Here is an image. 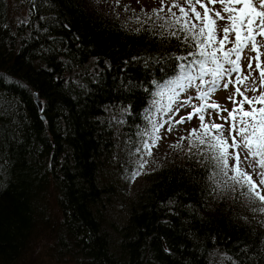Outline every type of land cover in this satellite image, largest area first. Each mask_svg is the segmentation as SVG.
<instances>
[{"label": "trees", "instance_id": "obj_1", "mask_svg": "<svg viewBox=\"0 0 264 264\" xmlns=\"http://www.w3.org/2000/svg\"><path fill=\"white\" fill-rule=\"evenodd\" d=\"M110 3L0 0V264H264L261 204L215 168L203 130L108 221L156 93L195 50L169 12Z\"/></svg>", "mask_w": 264, "mask_h": 264}, {"label": "snow or ice", "instance_id": "obj_2", "mask_svg": "<svg viewBox=\"0 0 264 264\" xmlns=\"http://www.w3.org/2000/svg\"><path fill=\"white\" fill-rule=\"evenodd\" d=\"M217 3L220 4V9L207 6H214ZM184 5H187V8ZM196 5L203 8V13L197 11ZM165 7L164 0H161V7L154 9L153 14L159 15L165 11ZM172 8H177L181 16H176ZM167 10L176 18V22L181 24L180 31L191 33L186 34L183 39L186 43L191 41L195 48L186 56L175 57L176 60L187 63L176 66L180 71L175 79L167 82L169 90L175 93L172 85L179 87L181 91L195 86L200 89L195 98L207 101L219 88L227 90L231 85L234 91L229 100L233 103V108L228 110L215 102L191 105V97L177 101L178 106L175 109L169 106L168 112L174 110L179 113L180 108L184 106H192L193 112L175 121L152 123L154 139L151 144L145 142L143 148L151 155L152 148L157 147L158 141L162 139L159 132L165 124L168 125L166 131L171 132L174 125L186 123L198 114L200 127L192 129L190 135L203 130L198 137L199 144H207L214 151L210 161L214 163L219 173L232 181L233 190L239 186L240 194L250 203L264 205V67H262L264 61L260 59L264 55L261 51L264 49V0H183V2L173 0L172 4L167 6ZM189 13L192 16H189ZM182 18L184 19L181 23ZM220 21L224 23L221 24ZM230 34L234 36L233 40L229 39ZM171 35L176 36V32H172ZM227 44H231L232 47H226ZM246 51L255 52L256 55L247 56ZM189 57L192 59L189 60ZM243 60H247V69L242 67ZM209 64L212 66L209 67ZM194 72L196 74H193ZM253 72H258L259 79L253 76ZM234 73L236 75H233ZM184 80H187V84L182 83ZM197 81L199 83H196ZM205 87L206 90H203ZM161 92L162 90L158 91L156 95H160ZM249 92L254 95H247ZM237 96L241 99L237 100ZM245 104L248 105L247 108L244 107ZM212 111H215L217 117L224 123L217 124L214 121L205 123V113L211 117ZM220 111H226L228 115L220 116ZM225 124L228 125L227 128ZM209 133L210 140H206L205 137H208ZM187 139L188 137H180L171 147L182 150L181 142ZM193 146L189 143V152ZM143 167L144 164L141 163L139 168ZM140 174L139 170L132 173V179ZM258 210L264 213V207Z\"/></svg>", "mask_w": 264, "mask_h": 264}, {"label": "rangeland", "instance_id": "obj_3", "mask_svg": "<svg viewBox=\"0 0 264 264\" xmlns=\"http://www.w3.org/2000/svg\"><path fill=\"white\" fill-rule=\"evenodd\" d=\"M107 2H111L110 4L113 5V8L122 11V12H130L133 9L137 10H144L152 11L154 9H159L161 7V0H103ZM165 2V11L168 12L167 6H170L173 2V0H164ZM183 2V0H181ZM24 6V3H22ZM187 8V5H184ZM208 7H215L216 9H220V4L216 5H207ZM197 11H200L203 13V8L200 7V5H196ZM25 11L24 8L22 9V12ZM172 12L176 13L177 15L180 14L177 8H172ZM190 16H192L191 13H189ZM211 15V14H210ZM223 15V13H222ZM195 23H199L198 21H194ZM219 23H224L223 21H220ZM222 35V34H221ZM230 40L234 39V36L230 34L229 36ZM259 39V37H257ZM226 47H232L231 44H227ZM262 52H264V49H261ZM245 55L247 56H255V52H249L246 51ZM262 61H264V55L260 57ZM212 65L209 64V67ZM242 67L244 69H247V60L242 61ZM253 67L255 68V61H253ZM264 67V65H262ZM193 74H196L195 72ZM233 75H236L235 73ZM253 76L259 79L258 72H253ZM205 79H210V77H205ZM182 83L187 84V80L182 81ZM196 83H199L197 81ZM223 81H221V84ZM171 87L175 88V93L169 90V86H162L159 91L162 90L161 94L159 95V103L158 108L156 111V114L154 115L156 119V124L164 123L165 121H175L178 120L181 116L186 117L190 112H193L192 106H184L180 108L179 113H176L174 110L172 112H168L169 106H172L173 109H175L177 105V101H184L188 98H192L190 104L191 105H202L204 103H212L215 102L219 105H222L224 108L231 110L233 108V103L229 100V97L233 94V87L230 85L227 90L223 89L222 87L219 88L216 92L212 93L210 95V98L207 101L204 100H198L195 97L198 95V92L200 89H197L195 86L187 88L185 91H181L179 87L172 85ZM206 90V87L205 89ZM258 95L259 93H255ZM247 95L251 96L254 95V93L249 92ZM171 98V99H170ZM237 100H240L241 97L237 96ZM245 108L248 107L247 104L244 105ZM211 111V110H209ZM228 113L226 111H220V116H227ZM211 121H214L217 124L224 123L219 117H217L216 112L212 111L211 117H209L205 113V123H210ZM200 120L198 119V114L194 115L193 119L190 121H187L183 124H176L174 125V128L171 132L166 131L168 125L165 124L163 128L160 129L159 135L162 137L158 141V146L152 148V154L148 155L147 150L143 148V144L145 142L151 144L152 140L154 139V134L152 133L149 138L143 142L137 144V148L134 149L133 154L134 157H131L134 159V162L132 163L134 166L133 169H129V167L132 165L130 161V155L128 153L127 161L128 164L124 165L121 172L118 174L117 178V185L119 187L118 195H117V201L116 203L112 204V206L108 207L107 209V218L110 223L114 227H120L121 225H124L128 218V208L131 203V201L134 198L135 192L137 188L143 183L144 181V175L147 171L157 169L159 167L164 166L169 160H170V154L171 151V145L178 141L180 137H188L192 138L193 136L198 135L199 132H197L195 135H190V132L192 129H199L200 127ZM228 125L225 124V128H227ZM227 134V133H226ZM211 136V133H209ZM124 149H127L128 143L125 142ZM141 147V148H140ZM140 149V151H137ZM143 163L144 167L142 169L139 168V165ZM140 171L141 174L137 176L135 179H132V173L136 171ZM249 171H251L249 169ZM256 179V177H253ZM115 207V208H114ZM264 207V205H260V208ZM46 251V250H45ZM45 251L43 253L45 254ZM41 255V254H40ZM39 264H57L55 261H52L47 255L43 258H39Z\"/></svg>", "mask_w": 264, "mask_h": 264}, {"label": "water", "instance_id": "obj_4", "mask_svg": "<svg viewBox=\"0 0 264 264\" xmlns=\"http://www.w3.org/2000/svg\"><path fill=\"white\" fill-rule=\"evenodd\" d=\"M35 99H36V103L38 105V108L40 111H43L44 108V104L43 102L39 99L38 94L35 93Z\"/></svg>", "mask_w": 264, "mask_h": 264}, {"label": "bare ground", "instance_id": "obj_5", "mask_svg": "<svg viewBox=\"0 0 264 264\" xmlns=\"http://www.w3.org/2000/svg\"><path fill=\"white\" fill-rule=\"evenodd\" d=\"M114 184V183H113ZM116 186V185H115ZM115 188V187H114ZM117 195V194H116ZM115 208V207H114Z\"/></svg>", "mask_w": 264, "mask_h": 264}]
</instances>
